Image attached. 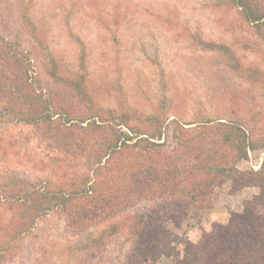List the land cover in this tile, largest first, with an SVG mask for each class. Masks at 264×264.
Masks as SVG:
<instances>
[{
	"label": "rangeland",
	"instance_id": "374dc122",
	"mask_svg": "<svg viewBox=\"0 0 264 264\" xmlns=\"http://www.w3.org/2000/svg\"><path fill=\"white\" fill-rule=\"evenodd\" d=\"M249 1L264 14V0ZM237 2L0 0V49L29 60L30 82L45 96L57 94L76 109L99 106L136 113L138 119L162 112L169 146L178 125L174 122L185 128L205 122L235 124L257 146L236 168L258 173L264 161V19L247 21ZM25 17L32 21L34 35ZM53 66L60 79L85 75L92 105L56 82ZM255 72L262 73L258 81L250 80ZM0 73H11L1 60ZM4 105L0 96V192L19 180L33 187L47 174L40 172L39 163L55 154L52 143L7 115ZM261 177L264 181V173ZM232 187L229 179L220 180L205 202L164 221L165 233L154 243L155 252L139 264H183L188 244H198L214 225H226L232 213H241L245 203L261 193L257 186L236 193ZM11 216L0 206L5 222ZM103 229L76 234L53 211L37 221L0 264H127L132 245L123 235L91 245Z\"/></svg>",
	"mask_w": 264,
	"mask_h": 264
},
{
	"label": "trees",
	"instance_id": "16d2710c",
	"mask_svg": "<svg viewBox=\"0 0 264 264\" xmlns=\"http://www.w3.org/2000/svg\"><path fill=\"white\" fill-rule=\"evenodd\" d=\"M237 3L247 21L264 19L258 4ZM24 23L34 35L32 21L25 17ZM0 60L11 72L0 73L2 110L35 128L55 150L39 163L40 172L47 174L33 187L19 180L0 192V206L12 213L8 222L0 217V263L37 221L56 211L76 234L104 226L91 245L123 235L132 245L127 264H139L155 252L154 243L165 233L164 221L205 202L217 182L229 179L233 193L251 186L261 193L241 213H232L226 225L216 224L198 244H188L183 264H264V161L263 172L236 168L257 147L241 127L205 122L185 128L174 122L178 125L169 146L162 112L138 119L136 113L99 106L76 109L57 94L45 96L30 82L31 65L25 57L0 49ZM50 72L81 102L92 105L85 75L60 79L56 66ZM255 74L250 80L258 81L262 73Z\"/></svg>",
	"mask_w": 264,
	"mask_h": 264
}]
</instances>
